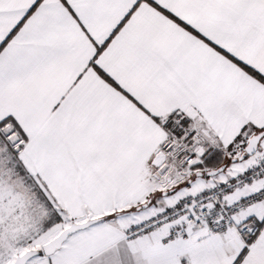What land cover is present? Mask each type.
I'll use <instances>...</instances> for the list:
<instances>
[{
  "label": "snow or ice",
  "instance_id": "1",
  "mask_svg": "<svg viewBox=\"0 0 264 264\" xmlns=\"http://www.w3.org/2000/svg\"><path fill=\"white\" fill-rule=\"evenodd\" d=\"M0 264H264V0H0Z\"/></svg>",
  "mask_w": 264,
  "mask_h": 264
}]
</instances>
